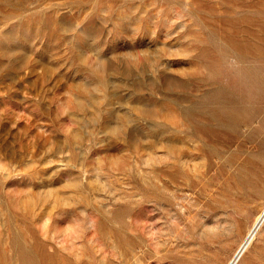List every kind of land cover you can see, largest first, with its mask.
<instances>
[{"label":"rangeland","instance_id":"rangeland-1","mask_svg":"<svg viewBox=\"0 0 264 264\" xmlns=\"http://www.w3.org/2000/svg\"><path fill=\"white\" fill-rule=\"evenodd\" d=\"M242 72L250 107L264 0H0V264H229L264 207V101L236 130L193 115Z\"/></svg>","mask_w":264,"mask_h":264},{"label":"bare ground","instance_id":"bare-ground-1","mask_svg":"<svg viewBox=\"0 0 264 264\" xmlns=\"http://www.w3.org/2000/svg\"><path fill=\"white\" fill-rule=\"evenodd\" d=\"M245 44H239L237 48V53L244 54ZM243 72L239 77H230L227 81V85L221 91L220 98H223V102L220 103L219 106L211 105L210 109L204 113L203 115H199L195 113L193 115V119L196 120L199 118V121L204 119V122L207 126L202 127V130L205 133H211L214 129L209 128L208 125L216 122L218 126L220 125L224 129H238L241 126L250 124V120L258 109V104L264 101V82L260 79V76L253 75V82L250 84L251 91L255 93L256 99L253 101V104L248 107L245 102L249 100L245 99L246 89L242 86L241 78H243ZM235 88L237 91H242L243 96L238 98L237 96H233L229 90ZM224 112V113H222ZM252 121V120H251ZM262 147L264 148V142H262ZM264 226V207H260L250 228L248 229V233L246 234L244 241L242 242L238 252L235 257L230 260L229 264H238L243 258L245 252L248 250L260 230Z\"/></svg>","mask_w":264,"mask_h":264}]
</instances>
